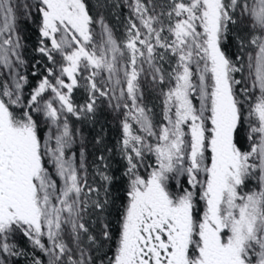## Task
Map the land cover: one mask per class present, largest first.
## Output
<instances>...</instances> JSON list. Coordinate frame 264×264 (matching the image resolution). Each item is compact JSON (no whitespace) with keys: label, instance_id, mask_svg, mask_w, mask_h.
Returning <instances> with one entry per match:
<instances>
[{"label":"snow or ice","instance_id":"1","mask_svg":"<svg viewBox=\"0 0 264 264\" xmlns=\"http://www.w3.org/2000/svg\"><path fill=\"white\" fill-rule=\"evenodd\" d=\"M0 264H264V0H0Z\"/></svg>","mask_w":264,"mask_h":264},{"label":"trees","instance_id":"2","mask_svg":"<svg viewBox=\"0 0 264 264\" xmlns=\"http://www.w3.org/2000/svg\"><path fill=\"white\" fill-rule=\"evenodd\" d=\"M109 0H90L91 5H100L108 3ZM99 11L102 12L108 22L114 26V32L116 36L122 37L124 32V21L125 18L130 14L127 8H107L101 7ZM23 34L26 37L25 44V59L28 60L29 66L36 64L37 61L41 60L38 53L33 51L36 45V28L34 24L22 25ZM46 63V61H41ZM39 69L40 65L36 64ZM239 78V77H238ZM30 80L35 82L34 78L30 76ZM75 99L78 103H83L86 99V93L83 90H79L75 94ZM158 104V102H155ZM154 111L159 112V107L157 106ZM158 118V117H157ZM77 126L83 136V143L85 145V150L88 157V163L96 158L99 154H104L108 157L111 163V173L116 177V182L113 186V191L117 196L122 194L123 186L126 181L122 175L125 161L118 153L117 142L120 139V124L118 119V113L113 112L106 104H101L99 110L96 113L94 121H85L83 123H78ZM97 138H102L101 143L97 144ZM107 149H112L111 152H107ZM91 167L89 172H91ZM21 245L25 244V241L21 238Z\"/></svg>","mask_w":264,"mask_h":264}]
</instances>
